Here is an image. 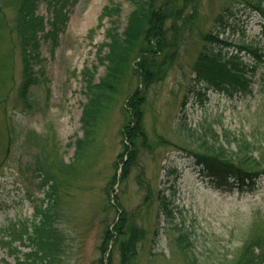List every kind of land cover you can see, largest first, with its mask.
I'll return each instance as SVG.
<instances>
[{"label": "rangeland", "instance_id": "rangeland-1", "mask_svg": "<svg viewBox=\"0 0 264 264\" xmlns=\"http://www.w3.org/2000/svg\"><path fill=\"white\" fill-rule=\"evenodd\" d=\"M50 2L41 0L38 8L46 31L34 56L38 84L31 86L27 106L20 100L24 65L15 31L18 1L0 0V240H8L11 223L33 219L45 198L41 177L49 170L60 202L57 264H102V258L108 264L112 255L113 264H119L118 247L106 254L100 250L105 229L123 213L122 206L117 214L112 208L116 196L145 233L134 264L234 263L264 230V178L252 192L239 190L232 180L219 185L189 154L198 148L190 134L197 137L210 127L246 137L264 132V66L252 75L253 94L247 97L198 88L193 69L209 33L231 45L223 46L224 52L250 45L264 52V0L193 1L192 23H178L179 56L167 77L151 86L139 76V48L131 52L132 37L125 40L135 34L130 25L134 12L148 14L142 0H67L58 9L67 23L64 28L58 23L56 37ZM243 55L246 64L255 63ZM141 97L142 127L151 146L142 151L130 179L113 186L129 161L124 152L129 104ZM87 106L93 121L86 132ZM162 190L171 204L170 218L159 215L155 195ZM181 231L191 247L177 244ZM0 264H15L1 244Z\"/></svg>", "mask_w": 264, "mask_h": 264}, {"label": "trees", "instance_id": "trees-1", "mask_svg": "<svg viewBox=\"0 0 264 264\" xmlns=\"http://www.w3.org/2000/svg\"><path fill=\"white\" fill-rule=\"evenodd\" d=\"M17 1L15 31L23 52L24 65L20 100L28 106L30 104L31 86L38 84L33 72V62L37 58L34 56L38 52L41 34L46 31V28L45 19L38 15L41 0ZM142 1L149 7L148 16L144 17L142 11L140 13L139 11L134 12L135 15L132 16L130 25L136 27H133V33L135 34L127 36L128 38L125 37V40L132 37L128 45L131 52L139 48V76L145 86H151L163 81L177 60L181 48L180 44L183 43L178 23L182 22V27H186V23H192L194 20L193 12L196 14L197 11H195L196 4L192 6L191 3L196 2V0H187L184 5H180L179 0ZM66 3L67 0H51L49 3L53 12L52 26L54 28L51 32L52 37H56L58 31H60L58 23L63 24V28L67 23L66 14L58 10L64 9ZM108 11L106 10L104 13L105 18L108 16ZM190 11L192 14H190ZM262 13L264 15V10ZM142 17L144 18L143 22L140 20ZM170 23L172 25L168 27ZM110 38L112 39L113 35ZM203 43L205 46L199 54L193 69L198 88L205 86L204 88L207 90L229 97L252 95V75L257 74L264 66V52L262 49L250 45L237 47L234 51L228 48V51L224 52V49L227 48H223V46L230 47L231 45L212 33L204 35ZM209 44L217 48L220 47V49H211L208 47ZM244 52L255 60V63H252L251 66L244 62ZM109 58L110 55L106 56L105 59ZM192 92L195 96L203 99L202 92H197L195 89ZM143 98L134 99L129 104L128 112L131 113V118L130 125L126 128L124 151L125 155L129 156V161L123 168L118 180L117 175H115L112 182L113 186L117 181L124 184L130 179L131 169L138 165L142 151H148L151 146V143L147 142V136L144 134L142 127L145 111V100ZM90 111L89 106L84 111L83 121L86 132L90 130V123L93 121ZM92 111L98 117L96 107ZM190 135L195 138L192 144L197 143L198 148L194 149L192 147L188 152L196 160V165L202 168L207 175L217 179L220 185L233 180L242 191L249 190L252 192L257 189L259 182L264 178V132L262 130L258 129L256 135L246 137L244 135L237 136L227 131L219 134L217 130L210 127L205 129L204 132L196 134L197 137L194 134ZM233 144H235L234 147ZM51 175L52 173L49 170H46L43 176L41 175L40 187L44 191L45 198L41 200L33 219L11 223L7 231L8 240H0L2 246L8 247V255L15 257V264H57L59 262V254L62 252V233L59 225L58 209L60 202L53 182L54 177ZM55 185L58 186L57 183ZM111 191L114 192L113 189ZM155 196L159 198V215L162 214L167 218L172 217L171 204L167 202L164 190L158 191ZM114 201L118 203L112 206L116 214L117 209L121 206L123 213L117 217L112 226L105 229L103 245L100 250L103 254H106L108 250L118 247L120 253L119 264H134L139 254L138 247L142 240H145V233L137 225L136 217L124 211L120 197L116 196ZM178 235H180V238L176 240L177 244L192 246V244H189L187 237L182 235V231L178 232ZM16 243H19V246L16 247ZM20 247L30 252L24 253L20 250ZM183 249L190 260L193 261L195 256H191L190 251L185 247ZM112 256H109L108 264H113ZM101 263L104 264V258H102ZM195 263L197 264L198 261H195ZM231 264H264V230H262V235L257 236L252 244L246 245L241 250L234 263Z\"/></svg>", "mask_w": 264, "mask_h": 264}]
</instances>
